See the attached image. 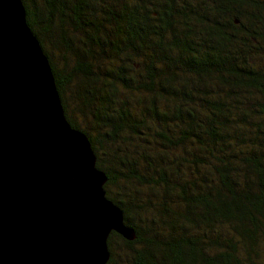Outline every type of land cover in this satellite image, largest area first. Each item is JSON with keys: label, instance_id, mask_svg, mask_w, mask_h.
<instances>
[{"label": "trees", "instance_id": "obj_1", "mask_svg": "<svg viewBox=\"0 0 264 264\" xmlns=\"http://www.w3.org/2000/svg\"><path fill=\"white\" fill-rule=\"evenodd\" d=\"M23 5L40 45L36 27L58 28L56 13L84 36L88 60L64 76L48 62L63 111L71 74L88 81L73 101L96 125L79 131L105 196L131 200L112 194L120 181L160 190L135 224L120 208L134 237L111 231L107 249L119 239L123 264H264V0H73L67 15L61 0Z\"/></svg>", "mask_w": 264, "mask_h": 264}, {"label": "water", "instance_id": "obj_2", "mask_svg": "<svg viewBox=\"0 0 264 264\" xmlns=\"http://www.w3.org/2000/svg\"><path fill=\"white\" fill-rule=\"evenodd\" d=\"M104 181L22 1L0 0V264H105L108 234L134 233Z\"/></svg>", "mask_w": 264, "mask_h": 264}, {"label": "rangeland", "instance_id": "obj_3", "mask_svg": "<svg viewBox=\"0 0 264 264\" xmlns=\"http://www.w3.org/2000/svg\"><path fill=\"white\" fill-rule=\"evenodd\" d=\"M22 4L25 1L29 8L35 9L38 13L41 11H44L43 8V0H21ZM66 5L65 13L66 15L70 13V6L73 0H61ZM24 7V5H23ZM40 17L41 14H38ZM65 16L64 14L62 17ZM57 25L58 28L52 29L50 32H42L39 30L38 27H36L37 34L41 37L42 45H40L42 51L46 55L48 61L54 66L55 70L61 75L64 76L67 73H70L71 67L74 65V62L77 59H89L90 55L85 51L86 56L83 55V52H81L84 45L83 44V34L79 31H77L73 23L70 21H65V23L61 24L59 21V15L56 13V17L54 18L53 26ZM36 26V25H34ZM53 34V35H52ZM35 35V34H34ZM37 37V36H36ZM54 38H56L57 42L59 44H63L62 46H53ZM80 39L82 41V44L78 40ZM68 41L69 43H67ZM66 45V46H64ZM78 51V52H77ZM81 53V54H80ZM48 62V63H49ZM88 83L87 80H83V77L76 76L75 74H71V82L70 84L66 85L64 88V104H65V110L63 111L64 116L70 118L75 122L76 127H78L80 130L83 129H93L95 132V124H92L89 120H87L84 117H81V115L78 113V108L76 109L73 96L76 92L77 88H83ZM60 99V98H59ZM85 129V130H86ZM134 139L130 138L126 142H122V146L124 149H129V147L132 144V141ZM124 150V151H126ZM137 183H129V181H120L118 182L112 189V194L116 197V199H119V195L115 193V191H126L127 193H130L129 199H122L119 203V207H128L129 212H127L128 215V221L131 223H137L138 220V210L139 208H144L145 200H149L150 202H153L154 199L158 200L159 195H161L160 190L158 193H153L151 189L140 186V189L133 186V192L131 190L132 185H135ZM135 187V188H134ZM159 189V187L157 188ZM161 189V188H160ZM154 198V199H153ZM149 212H147L144 216H148ZM127 222V221H126ZM124 222V223H126ZM107 244V243H106ZM108 252H113V260L110 262V264H123L122 260H124V249L121 246V241L119 239L112 240L110 243V248L107 249Z\"/></svg>", "mask_w": 264, "mask_h": 264}]
</instances>
